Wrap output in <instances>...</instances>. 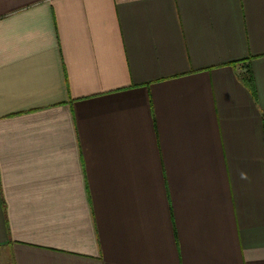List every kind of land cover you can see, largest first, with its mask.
<instances>
[{
    "label": "crops",
    "instance_id": "crops-1",
    "mask_svg": "<svg viewBox=\"0 0 264 264\" xmlns=\"http://www.w3.org/2000/svg\"><path fill=\"white\" fill-rule=\"evenodd\" d=\"M0 264H264V0H0Z\"/></svg>",
    "mask_w": 264,
    "mask_h": 264
},
{
    "label": "trees",
    "instance_id": "trees-1",
    "mask_svg": "<svg viewBox=\"0 0 264 264\" xmlns=\"http://www.w3.org/2000/svg\"><path fill=\"white\" fill-rule=\"evenodd\" d=\"M246 86L249 88V91L251 93V95L253 96V98H256V92L252 83V78L250 76H248V78H245L244 80Z\"/></svg>",
    "mask_w": 264,
    "mask_h": 264
}]
</instances>
